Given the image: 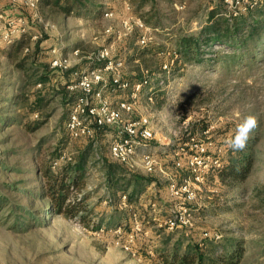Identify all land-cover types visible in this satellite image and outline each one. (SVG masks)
Masks as SVG:
<instances>
[{
  "label": "rangeland",
  "instance_id": "374dc122",
  "mask_svg": "<svg viewBox=\"0 0 264 264\" xmlns=\"http://www.w3.org/2000/svg\"><path fill=\"white\" fill-rule=\"evenodd\" d=\"M218 1L148 0L136 12L138 0H102L112 16L95 21L74 14L63 16L57 8L39 2L34 8L22 4L12 11V17L26 20L27 28L11 43L0 42V97L42 90V85L30 82L23 67L33 64L42 71L58 70L51 65L52 48L60 49L68 59V68L78 70L92 61L90 57L99 48L109 47L113 59L125 61L124 79H140L147 70L151 81L150 89L144 87L140 91L133 111L124 112V117H147L153 129L149 147L155 165L148 172L136 157L134 163L123 164L124 168L163 185H149L140 195L136 209L118 202L116 207L125 215L120 220V232L114 231L119 226L106 227L113 211V203H109L111 180L105 166L112 159L108 144L113 128H104L94 137L73 140L65 130L68 112L60 96L42 111L21 116V104L0 101L5 117L15 114L21 118L16 122L0 121V196L4 198L0 205V264H161L157 254L166 246L190 241L198 242L205 256L239 248V264H264V46L250 66H234L230 71L215 70L210 62H183L172 54L181 36L198 33ZM139 13H145L152 22L158 20L159 25L155 31L154 26L144 24L150 28L152 39L142 48L137 40L143 31L135 24ZM107 28L110 31L105 33ZM20 40L22 45L18 47ZM130 47L134 54L128 53ZM58 71L54 72V79L61 78L63 72ZM130 92L129 87L112 92L114 96L105 94L114 104L129 98ZM248 115L258 120L253 132L254 167L241 182L222 181L215 173L213 160L226 157V140ZM30 122L32 129L28 128ZM190 132L194 136L185 138ZM90 143L94 154L84 176V188L78 191L87 194L86 204L93 211L88 217L90 221L64 214L45 215L47 200L38 196L44 185L39 167L55 157V170L75 160ZM194 144L203 147L207 164L201 167L203 176L199 180L187 167L188 156L196 148ZM62 155L65 157L61 158ZM177 160L180 168L173 164ZM189 176L190 190L195 195L187 204L193 220L191 227L168 229L154 218V224L142 220L144 212L153 217L149 207L152 200L159 202L160 218L169 214V208L178 204L180 197H172L166 189L167 182L182 183ZM25 210L36 219L26 218ZM133 211L139 214L140 231L132 229ZM18 216L21 225L16 220ZM99 222L104 229L95 227ZM131 233L133 238L129 240Z\"/></svg>",
  "mask_w": 264,
  "mask_h": 264
},
{
  "label": "trees",
  "instance_id": "16d2710c",
  "mask_svg": "<svg viewBox=\"0 0 264 264\" xmlns=\"http://www.w3.org/2000/svg\"><path fill=\"white\" fill-rule=\"evenodd\" d=\"M42 1L44 5L53 4L58 6L66 14H70L72 10L76 9L75 11L78 14L82 12L85 14L92 13L94 17H98L104 11V5L101 3L102 0ZM147 1L138 0L136 12H140L139 10L145 6ZM81 9L83 10L81 11ZM222 12V3L218 1V4H215L208 12L205 24L199 29L197 34L184 35L178 39L177 47L174 49L177 54L176 59L178 58L183 62L187 61L202 65L210 62L215 70L218 71H230L234 66L240 68L251 65L257 57V52L264 46V4L257 5L246 11V13L244 12L233 17L225 16ZM139 15L144 24L157 26L158 20L152 22L151 18H148L145 13H139ZM21 45L22 40L18 42V47ZM214 45H220L218 47L219 49H214ZM210 52L213 53L212 56L209 54ZM141 53H139V57H142ZM84 65L89 67H102L103 62L87 61ZM23 70L26 73L28 72L31 83H39L43 86V89L36 90L29 95L24 93L7 98L0 97V101L7 102V104L12 103V105L21 104L24 110L19 113L21 116L30 115L35 111H42L52 99L60 96L61 104L67 107V112L70 110L76 93L67 90L66 86L73 77L72 73L77 70L75 67L63 70L61 78L58 77L57 79L53 78L55 75L54 72L58 71L55 69L51 72L42 71V68L31 64L28 67H23ZM31 75H34V77H31ZM138 80L129 82L133 83ZM2 110H0V113ZM3 111L5 112V110ZM3 114L1 113L0 115V121L3 123L21 120L20 116L15 114L8 115V120ZM29 124L28 128L32 129V122ZM103 130L99 131L98 134L102 133ZM191 136H194L192 132L185 138ZM255 136V133H252L247 147L243 151L235 152L230 148L227 149L226 157L220 160V166L214 169L216 170V175L222 181L238 183L245 180L250 174L255 160V149H253ZM92 146V143L87 144L75 160L66 162L55 170L52 169V162L56 160L55 157H52V160H49L39 167L38 170L43 177L44 185L42 193H38V196L47 200L48 207L44 209L46 210L45 215L64 214L68 217H79L83 222L90 221L88 217L93 211L86 204L87 194L78 193V191L84 188V176L87 166L91 162L90 159L93 158L94 154ZM110 161L105 166L107 167V176L111 180L109 183V192L112 198L109 199V203H113V211L106 223V227H120V220L125 217L123 212L116 207L120 197L126 195L127 203L136 209L140 195L145 192L149 185L154 184L160 188L163 184L161 181L153 178L129 173L124 168L123 163H119L113 159ZM3 199L0 196V205ZM113 201H115V204ZM24 214L26 218L36 219L30 211L25 210ZM26 214L29 215L27 216ZM142 216L144 222L151 221L154 224L151 214L144 212ZM16 220L21 225L22 221H20L19 216ZM101 225L102 222H99L95 227L99 228ZM197 243L190 241L182 245L176 242L171 248L166 246L157 256L161 264H239L241 261L242 252L239 248H232L217 256H205Z\"/></svg>",
  "mask_w": 264,
  "mask_h": 264
},
{
  "label": "built area",
  "instance_id": "2783aa9c",
  "mask_svg": "<svg viewBox=\"0 0 264 264\" xmlns=\"http://www.w3.org/2000/svg\"><path fill=\"white\" fill-rule=\"evenodd\" d=\"M9 5L17 8L25 4L31 8L38 5L39 0H7ZM223 7V14L228 17L237 16L246 13L249 9L264 4V0H220ZM127 9L129 6L126 5ZM112 16L111 10L106 8L103 12V17ZM137 28L143 31L137 44L140 47L146 46L152 39L150 28L144 25L141 18H135ZM124 26H127V20L123 21ZM26 20L21 16L8 17L0 33V42L9 44L12 41L20 38L26 32ZM107 28L104 32H109ZM27 49V48H26ZM77 51V50H75ZM51 65L60 70L68 69V59H66L59 48H52ZM174 57H177L175 50H172ZM92 61L103 62L102 67L85 66L72 73V79L66 86L70 92H75L76 95L68 110L67 119L65 122V130L70 139L90 138L98 134L104 128H113L114 134L111 137L108 151L110 157L123 164L134 163L137 157L141 165L146 171H152L155 165V160L149 147V142L153 138L151 127L146 116L140 115L137 118H125V113H131L135 107L136 98L144 87H151L150 77L146 72L142 74L136 82L130 83L122 77V68L124 62L121 59H113L109 47L102 46L98 49ZM41 85V84H37ZM131 92L129 98L120 99L116 104L108 100L106 91L115 92L116 90L128 89ZM193 139V138H192ZM193 153L189 154L187 159V167L195 180L202 178L201 167L206 166L203 157V147H198L196 144ZM65 156L62 155L61 158ZM176 168L181 167V163L177 160L173 162ZM57 165V161H53V166ZM215 167L220 166V160H213ZM190 177L184 178L182 183L175 180L168 181L166 184L167 191L175 197H180L178 204L169 208V214L159 217L157 214L161 208L157 200L149 202V207L153 213V217L158 224L163 223L168 229L177 227H191L193 224L190 208L187 204L190 203L195 195L190 190ZM121 206H132L127 203V196L122 195L119 199ZM134 217L133 230H141V220L136 211L132 213ZM102 228V227H101ZM104 229V228H102ZM101 229V230H102ZM120 227L114 231L120 232ZM131 240L132 233L129 235Z\"/></svg>",
  "mask_w": 264,
  "mask_h": 264
},
{
  "label": "clouds",
  "instance_id": "9594fccd",
  "mask_svg": "<svg viewBox=\"0 0 264 264\" xmlns=\"http://www.w3.org/2000/svg\"><path fill=\"white\" fill-rule=\"evenodd\" d=\"M258 127V120L254 115H248L237 124L235 133L226 140L227 146L235 151H243L247 147V143L252 133Z\"/></svg>",
  "mask_w": 264,
  "mask_h": 264
},
{
  "label": "crops",
  "instance_id": "0c3cea01",
  "mask_svg": "<svg viewBox=\"0 0 264 264\" xmlns=\"http://www.w3.org/2000/svg\"><path fill=\"white\" fill-rule=\"evenodd\" d=\"M39 4L40 5H43V6H53V7H55V8H57V10L63 15V16H66V17H68V16H70V15H72V14H74V15H77V17H79V18H82V19H85L86 21L87 20H89V19H91V20H97V19H103L104 17H103V13H102V15L101 16H98V17H94V15L91 13V14H85V13H81V14H78V12L76 13V9H74V10H72L71 12H70V14H66V13H64L63 11H61L60 10V8L58 7V6H55V5H53V4H45L44 5V2L42 1V0H39ZM105 9H106V7H104V11H105ZM13 10H15V8H13V7H11L10 5H9V3H8V1L7 0H0V29L1 28H3V26H4V23H5V21L7 20V18L8 17H12V11ZM83 9H81V11H82ZM103 11V12H104ZM14 16H17V15H14ZM151 27H153L152 25H150ZM157 27H159V25L157 24V26H154V29H156L155 31H157L158 30V28ZM154 29H152V30H154ZM19 42V41H18ZM46 42V41H45ZM133 50L134 49H132L131 47H130V49H129V52L128 53H130V54H132L133 53ZM48 54V53H47ZM129 54V55H130ZM86 66V65H85ZM106 94H108V95H111V96H114L115 94L114 93H112L111 91H106ZM117 102V101H116ZM116 102L114 103V104H116Z\"/></svg>",
  "mask_w": 264,
  "mask_h": 264
}]
</instances>
